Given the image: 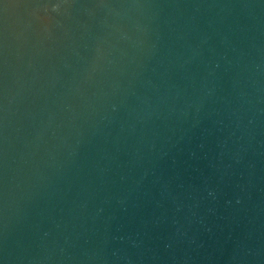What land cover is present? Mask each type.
<instances>
[{
	"label": "water",
	"instance_id": "water-1",
	"mask_svg": "<svg viewBox=\"0 0 264 264\" xmlns=\"http://www.w3.org/2000/svg\"><path fill=\"white\" fill-rule=\"evenodd\" d=\"M0 264H264V0H0Z\"/></svg>",
	"mask_w": 264,
	"mask_h": 264
}]
</instances>
